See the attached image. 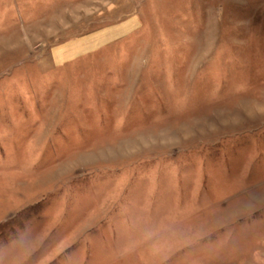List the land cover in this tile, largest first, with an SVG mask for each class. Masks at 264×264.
Instances as JSON below:
<instances>
[{"label": "rangeland", "instance_id": "1", "mask_svg": "<svg viewBox=\"0 0 264 264\" xmlns=\"http://www.w3.org/2000/svg\"><path fill=\"white\" fill-rule=\"evenodd\" d=\"M0 264H264V0H0Z\"/></svg>", "mask_w": 264, "mask_h": 264}, {"label": "crops", "instance_id": "2", "mask_svg": "<svg viewBox=\"0 0 264 264\" xmlns=\"http://www.w3.org/2000/svg\"><path fill=\"white\" fill-rule=\"evenodd\" d=\"M58 50V49H57ZM63 56H65V57H67L68 56V53H66V51L65 50H58V53H55V54H53V57L56 59V58H59V57H63ZM71 56V55H70Z\"/></svg>", "mask_w": 264, "mask_h": 264}]
</instances>
